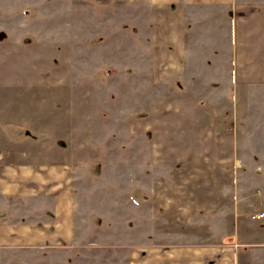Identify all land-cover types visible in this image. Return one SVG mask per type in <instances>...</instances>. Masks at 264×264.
I'll use <instances>...</instances> for the list:
<instances>
[{
	"label": "rangeland",
	"instance_id": "obj_1",
	"mask_svg": "<svg viewBox=\"0 0 264 264\" xmlns=\"http://www.w3.org/2000/svg\"><path fill=\"white\" fill-rule=\"evenodd\" d=\"M234 13L207 1L0 0L8 111L28 108L22 94L47 95L41 104L80 128L85 214L119 243L88 254L108 263L150 228L168 238L232 233L250 264H264V217L253 218L264 211V80L234 81L252 74L231 62ZM47 255L4 254L0 264Z\"/></svg>",
	"mask_w": 264,
	"mask_h": 264
},
{
	"label": "crops",
	"instance_id": "obj_2",
	"mask_svg": "<svg viewBox=\"0 0 264 264\" xmlns=\"http://www.w3.org/2000/svg\"><path fill=\"white\" fill-rule=\"evenodd\" d=\"M187 1L233 6L231 62L235 69L252 71L250 76L235 73L234 81L259 85L264 80L258 75L264 70V4ZM47 97L22 94L19 99L27 101L28 108L14 115L8 111L9 97L0 95V262L4 254L46 249L41 264H250L243 245L229 239L232 233L228 238H168L160 232L147 235L149 228L142 239H128L127 252L112 255L108 263L88 254L87 246L119 243L99 233L91 215L85 214L87 202L77 188L85 164L82 147L75 146L80 128L72 125L71 114L62 118L63 110L41 104ZM260 213L264 211L253 218ZM253 227L258 229L256 223ZM256 234L264 237L259 229Z\"/></svg>",
	"mask_w": 264,
	"mask_h": 264
},
{
	"label": "built area",
	"instance_id": "obj_3",
	"mask_svg": "<svg viewBox=\"0 0 264 264\" xmlns=\"http://www.w3.org/2000/svg\"><path fill=\"white\" fill-rule=\"evenodd\" d=\"M264 215V213H260L259 215H257V217H262Z\"/></svg>",
	"mask_w": 264,
	"mask_h": 264
}]
</instances>
